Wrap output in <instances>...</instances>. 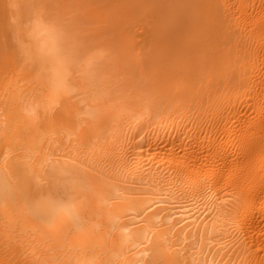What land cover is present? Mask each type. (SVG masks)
<instances>
[{"label": "bare ground", "instance_id": "1", "mask_svg": "<svg viewBox=\"0 0 264 264\" xmlns=\"http://www.w3.org/2000/svg\"><path fill=\"white\" fill-rule=\"evenodd\" d=\"M37 1L0 0V264H264V0ZM86 12L143 29L117 98Z\"/></svg>", "mask_w": 264, "mask_h": 264}, {"label": "rangeland", "instance_id": "2", "mask_svg": "<svg viewBox=\"0 0 264 264\" xmlns=\"http://www.w3.org/2000/svg\"><path fill=\"white\" fill-rule=\"evenodd\" d=\"M49 1L48 0H45V1H43V3L42 2L39 3L37 1L36 4L39 3L38 5H41V3H42V5H43L42 7H45V5L47 4L46 6H48V8H49L50 11L51 10L53 11V8L55 6L61 5V4H59V3H61L60 0H59L60 2L58 0H54L55 2L58 1V2H56V4L52 0H51V3ZM64 1H68V0H63L62 2H64ZM44 2H45V4H44ZM52 2H53V4H52ZM78 2H79V0H78ZM79 3L82 4V5H80L81 10H82V8L84 6H86V4L83 3L82 1H80ZM102 3H103V1H95V3H94L93 6L94 7H99L97 5H101ZM62 4L64 5L65 3H62ZM53 5H55V6H53ZM90 9H92V7H90ZM45 10H47V8ZM122 10H123V6L122 5L118 6L115 9V11H117V12L118 11H122ZM97 11L98 12H100V11L103 12V9L102 8H97ZM97 11H95V12H97ZM81 12H84V10L79 11V13H81ZM86 14H87L86 15L87 18H85V19L83 18L84 20L82 18H78L79 21H76L78 19L75 17L76 19L74 18V21H71L72 23L74 22L73 23L74 25L77 24L76 25L77 26V30L82 33V36L83 35L84 36L81 39H79V41H74V40L71 39V37L68 35V33L64 34L63 37L65 38V40L68 41L67 42V45H66V43L64 45L65 46V49L67 50V49H69L71 47L69 50H67V52H72V53L76 54V56L75 55H72V57L73 56L75 58L77 57L76 59L81 58L84 54L86 55V54L99 53V52L104 51L103 56L100 57V59L95 63V66H94L95 69H96V70H94L95 71V74L97 73L96 75H98V76L95 75L96 81H98V82H96L97 85L95 86L96 89L94 90V92H98V91L99 92H102V91H104V89H108L109 88L110 91H111V93H110L111 97L117 98V96L120 94L119 93L120 92V88L119 87H121L120 86L121 83H122V85H124V84L126 85V82H127V84H130L133 81L130 77H128V74H125V73H129V72H127L128 65H126V63L128 64V62L130 61V57L133 56L132 55L133 53L131 54V52H130L132 50L131 43L127 40L129 33L126 32V31L128 30L129 27H133L132 30H131V32L133 33V35L137 34L140 37L143 34V29L138 28V26L134 27V25H135L134 24V21H125V20L123 21V19H122L121 22H119V24L117 25L116 28L114 26L112 27V25L109 24V22L106 23V22H103L102 21V22H99V23H96V22L93 23V21L90 19L91 16H92L90 14V12H86ZM54 15H55V13H54ZM58 15H60V14H58ZM56 17H57V14H56ZM52 18H53V16H52ZM57 18L59 19L60 25H62V27L65 26V25H67V23H68L69 20H71V19L73 20V18H71L69 14L66 15V16L64 14L63 15L61 14ZM102 18L103 17H101V19ZM116 19H119V15L117 16ZM79 23L82 25L81 27H80ZM118 26H120L119 30H118ZM78 27L80 29H78ZM117 30H118V32L121 30L120 31L121 33H118L117 32L118 33L117 34L115 32ZM114 34H115V36H113ZM116 36H118V37H116ZM103 38H105L106 41H105V39L102 40ZM115 38H117V39H115ZM0 40L3 41V37H0ZM78 42H80V44ZM113 42H116V43H113ZM122 42H124V43L122 44ZM4 46H5V43L4 42L0 44V70L2 68H4L5 65H7L9 63V59H8L9 58V53L7 52L6 48H4ZM125 46H126L127 50H126ZM67 47H69V48H67ZM120 48L124 50V51H122V52H125L124 54L122 52L120 53V51H121ZM126 53L129 54L130 57H127L128 55ZM131 62H132V60H131ZM129 64H130V62H129ZM8 65H10V64H8ZM97 65H98V67H97ZM99 73H100V75H99ZM145 75L146 74H144V75H142V77H140V81H143L144 80ZM122 78H124V79L121 82V79ZM127 78L130 79L131 81L130 80L127 81ZM135 78H137V77H135ZM119 79H120V82L121 83L118 82ZM125 85H124V87L123 86L122 87L125 88ZM128 87H129V85H128ZM117 88H119V89L117 90ZM159 88H156V89L157 90H160L161 91L160 93H162V91H164V89L161 88V87H159ZM144 92L146 93L147 90L146 89H143V91L141 93H138V92L134 93L135 94L134 95L135 98L136 99H141V100L142 99H145L146 96L144 95L145 94ZM162 94H164V93H162ZM157 96L154 97V101L156 103H159V102L162 103L163 102L162 101L163 98L161 99L162 96H159L160 100H159V98ZM175 100H174V102H176L177 105L184 104L183 100L180 99V98L175 99ZM155 102H154V104H155ZM174 102H172V103H174ZM176 103H174V104H176ZM204 105H205L204 99H202V98L200 99L199 98L197 100V102H196L193 110H192V108L190 109L191 106L189 107L188 105H186L188 107H185V104H184L183 105L184 108L182 109V107H179L180 109H179L178 113L175 114L174 117L177 120H179L183 116H185V117H189L190 116L189 118L191 119L190 120L191 122H194V121L196 123L203 122V118L204 117L201 115V111L200 110L203 108ZM195 111H196V113L194 114ZM191 112H193L192 115H190ZM177 114H178V116L176 117ZM196 123H194V124H196ZM261 238H264V235H261Z\"/></svg>", "mask_w": 264, "mask_h": 264}]
</instances>
